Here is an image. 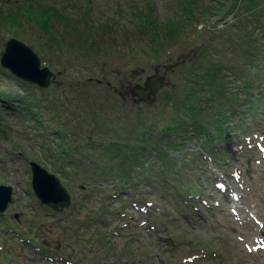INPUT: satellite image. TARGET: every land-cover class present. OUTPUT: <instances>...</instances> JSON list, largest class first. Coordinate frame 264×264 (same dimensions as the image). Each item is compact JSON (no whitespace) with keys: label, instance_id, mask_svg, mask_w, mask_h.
Wrapping results in <instances>:
<instances>
[{"label":"rangeland","instance_id":"1","mask_svg":"<svg viewBox=\"0 0 264 264\" xmlns=\"http://www.w3.org/2000/svg\"><path fill=\"white\" fill-rule=\"evenodd\" d=\"M35 1L38 0L25 3L35 6L31 3ZM38 2L42 6L54 4L62 9L61 13L66 11L75 25L82 21L93 25L87 27L98 42L95 45L100 54L95 51L81 58L77 50L69 48L78 36L66 29L56 34L65 38L64 47L49 48L40 42L38 35L17 25L24 18L19 13L14 15L12 4L0 5V58L5 44L18 39L31 47L56 74L53 85L41 90L24 86L0 72V91L33 93L48 99V103L41 101L38 116L17 118L0 108L3 114L0 116V186L13 190L12 202L0 217V264H264V104L257 118L245 116L246 141L235 139L229 149L219 146L220 151H227L223 165L206 158L203 147L193 139L184 145L183 153H171L182 180L175 181L176 176L170 174L167 182L170 191L162 190V182L156 184L164 169L155 167L151 160L131 174L126 193L112 196L117 190L115 180L96 177L87 171L88 180L83 181L84 176L72 175L71 164L54 155L58 143L67 141L69 136L77 145L83 142L82 135L87 136L89 130L86 125L90 129L101 128V121L105 120L108 124L104 136L109 142L112 136L124 134L129 124L138 128L141 114L158 122L157 117L165 115L167 96H173L175 86L181 84L182 73L193 68L192 60L205 57L200 53L207 41L206 31L211 28L197 21L185 38L168 49L166 58H155L151 53L153 44L143 37L138 25L141 9L147 7V17L160 24L167 25L176 19L179 23L185 0ZM210 3V0H197L194 6ZM13 21L17 24L11 26ZM101 26L103 31H98ZM95 56L100 59L94 60ZM186 59L185 65L167 74L166 88L154 103L137 105L133 98L123 101L107 86L110 83L120 93L132 90L143 85L148 77L163 76L164 67L177 66ZM101 99L108 100L103 119L101 115L105 114L98 103ZM65 103L81 114L84 125L78 126L73 118H66L62 107ZM38 117L42 124L36 129L34 119ZM66 125L68 130L63 127ZM55 130L63 134L55 135ZM243 145L245 150L240 149ZM85 148L93 150L88 145ZM183 154L195 157L196 163L187 166H195L203 178L199 173L193 175L191 171L180 170L182 162L178 158ZM29 161L60 179L72 198L70 210L54 213L38 201L32 191ZM103 163H108L105 157ZM200 166L210 169L212 183L208 184ZM195 176L206 180L204 192L198 188L197 192L188 193ZM200 198L204 201H198ZM182 202L189 206V211ZM196 207L198 210H194ZM123 209L125 212L118 215ZM93 212L95 223L90 228L97 236H89L90 231L86 233L82 228L88 214ZM15 215L19 216L18 220Z\"/></svg>","mask_w":264,"mask_h":264},{"label":"trees","instance_id":"2","mask_svg":"<svg viewBox=\"0 0 264 264\" xmlns=\"http://www.w3.org/2000/svg\"><path fill=\"white\" fill-rule=\"evenodd\" d=\"M38 1L31 2L35 3L34 6L25 3V0H0V5L12 4L10 8L13 9L14 15L18 16L19 13V17L24 19L21 20L23 23L20 21L19 24L13 21L11 26L17 24L29 29L49 48L64 47L65 38L57 37L56 34L66 29L78 36L69 48L77 50L81 58L99 51L95 45L98 42L93 40L87 27L93 25L84 21L75 25L70 21L71 18L66 16V11L61 13L62 9L54 4L42 6ZM195 2L197 3V0H185L179 23L176 19L167 25L160 24L157 20L147 17V7L141 9L138 18L143 37L148 38L154 46L151 53L155 58H166L168 49L185 38L197 21L205 24L206 28H211L206 31L207 41L200 53V56L205 57L192 60L195 63H191L193 68L185 69L182 73L181 84L175 86L173 96H167L165 115L157 117L158 122H155L154 119L141 114V125L138 128L129 124L124 134L112 136L113 140L109 142L104 136L108 124L105 120L101 121V128L90 129L89 125H86L85 128H89L88 135H82L83 142L79 145L75 144L70 136L64 138L68 139L63 143L59 141L54 155L71 164L74 168L73 176L82 175L83 181H87L89 171L96 177H110L117 182L115 193L118 196L129 190L128 178L131 174L137 168H143L146 160L154 157V166L158 165L164 169L159 174V182L164 183L165 189L170 191L167 183L170 174L176 176L175 181L182 180L180 171L175 169V160L170 157L171 153H183L184 145L195 140L211 158L218 159L222 152L217 150V147L230 143L235 131L239 127L243 129L237 119L243 116L244 112L252 119L258 117L261 105L264 104V95L261 92L264 88V0H210L209 5L196 7ZM8 14L11 18L13 13L10 11ZM103 28L104 26H101L97 30L103 31ZM194 44L195 41L192 45ZM140 51L147 52L143 49ZM94 58L96 61L100 59L99 56ZM0 72L8 74L2 69ZM9 77L24 86H30L10 75ZM255 92L260 96L258 100L253 98ZM32 94L20 95L0 91V108L11 112L17 118L38 116L41 101L48 103V99L44 100L43 97L38 98ZM98 103L105 114L101 115L103 119L106 117L108 100L101 99ZM62 107L67 119L73 118V122L78 126L85 124V119L74 111V106L67 107L65 103ZM1 114L0 110V116ZM59 116L62 118L61 113ZM34 121L35 128L38 129L37 126L42 124L41 117ZM63 127L68 130L67 125ZM82 128L84 127L80 129ZM59 130H55L54 134H63ZM85 145L93 150H87ZM52 153L53 151H50L51 157ZM104 157L107 164L103 163ZM178 159L182 162L179 169L183 172L189 171L188 163L195 161V158L184 155ZM191 171L197 174L193 168ZM196 182L199 184L198 180L189 183L188 193L197 192ZM88 219L93 221L91 216H88Z\"/></svg>","mask_w":264,"mask_h":264},{"label":"water","instance_id":"3","mask_svg":"<svg viewBox=\"0 0 264 264\" xmlns=\"http://www.w3.org/2000/svg\"><path fill=\"white\" fill-rule=\"evenodd\" d=\"M0 64L16 78L41 89L50 88L55 78L48 68H42L41 59L31 48L14 39L5 45ZM174 68L175 66H167L165 72L168 73ZM165 86L164 76H152L145 81L143 86H136L132 91L122 94L121 97L125 99L132 96L137 98L139 103L154 102L152 98H155ZM30 167L33 175L32 187L39 200L56 212L68 209L71 205V198L60 180L36 163H31ZM12 194V188L0 187V213L7 210L12 201Z\"/></svg>","mask_w":264,"mask_h":264},{"label":"bare ground","instance_id":"4","mask_svg":"<svg viewBox=\"0 0 264 264\" xmlns=\"http://www.w3.org/2000/svg\"><path fill=\"white\" fill-rule=\"evenodd\" d=\"M238 215V214H237ZM262 236V235H261Z\"/></svg>","mask_w":264,"mask_h":264}]
</instances>
